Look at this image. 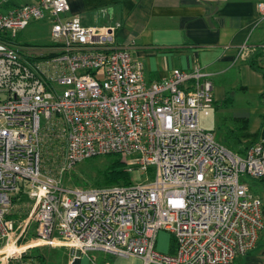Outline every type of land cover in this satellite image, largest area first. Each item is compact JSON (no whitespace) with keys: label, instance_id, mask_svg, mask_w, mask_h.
I'll list each match as a JSON object with an SVG mask.
<instances>
[{"label":"built area","instance_id":"1","mask_svg":"<svg viewBox=\"0 0 264 264\" xmlns=\"http://www.w3.org/2000/svg\"><path fill=\"white\" fill-rule=\"evenodd\" d=\"M68 10L67 0H37L0 11V264L42 245L143 264H231L247 254L263 203L242 176L264 178V134L243 154L229 150L199 122L214 102L207 73L147 81L116 25H85ZM257 10L264 24V0ZM40 20L47 43L16 41ZM109 153L124 155L131 183L64 186V172ZM21 192L30 209L15 225ZM161 230L174 253L156 249Z\"/></svg>","mask_w":264,"mask_h":264},{"label":"crops","instance_id":"2","mask_svg":"<svg viewBox=\"0 0 264 264\" xmlns=\"http://www.w3.org/2000/svg\"><path fill=\"white\" fill-rule=\"evenodd\" d=\"M67 1L69 10L66 16L77 15L85 25H91L87 22L92 20L91 15H95L102 22H108L102 25L117 26L119 43L133 41L132 55L141 63L147 81L165 79L174 70L192 71L197 68L207 73L213 85L214 102L209 114L200 115L199 122L204 129L213 132L206 119L212 112L218 119L223 112L231 115L233 123L241 127L245 126L243 119H246V131L250 133L261 128L263 113L260 114L263 120L256 121L255 128H252L251 116L246 112L253 97L264 99V77L250 66L251 59L264 64V24L259 20L257 10V3L261 0ZM36 2L0 0V11ZM226 96L231 97L232 103L217 107ZM239 100L246 104H238ZM247 147L246 144L239 146L242 151L237 153L243 154ZM22 201V204L14 202L10 214L19 222L27 214L19 219L14 213H18L20 205L29 206L25 195ZM261 232L256 246L234 264H264V245L259 243ZM173 239L169 235L171 246L166 253H174L171 252ZM38 248L46 256L48 264H143L138 257H117L103 251L72 255L67 247L61 245Z\"/></svg>","mask_w":264,"mask_h":264},{"label":"rangeland","instance_id":"3","mask_svg":"<svg viewBox=\"0 0 264 264\" xmlns=\"http://www.w3.org/2000/svg\"><path fill=\"white\" fill-rule=\"evenodd\" d=\"M92 20L87 22L91 25H102L107 24L108 22H102L101 19H98L97 16L91 15ZM90 17V18H91ZM49 28L48 24L44 21H31L30 24L21 32L18 33L16 41L18 43H29V44H44L49 40ZM232 101L230 102V104ZM229 104V105H230ZM238 104H246L243 101H238ZM251 107L246 109L249 116H251L252 120V128H255L256 121L263 120L264 117V99L259 97H253V101L249 100ZM228 105V106H229ZM225 107V106H220ZM263 113L262 119L260 118V114ZM219 119L217 118V114L212 112L210 117L206 118L207 123L211 126V129L215 133L216 140L221 141L223 145H225L229 150H233L236 152H241L242 149L239 148L246 144V138L244 135V129L240 126V124H234L232 116L227 113H221ZM203 120V117L201 121ZM259 124V122H258ZM241 127V128H240ZM251 129V128H250ZM107 164V160L104 156H100L95 160H91L89 162L81 161L75 164L71 169L67 170L63 174V184L65 187H80V188H91L97 187L96 181L100 179L99 171ZM146 174H143L145 177ZM151 176V175H150ZM132 178H136L134 175ZM242 179L246 182L249 180V177L244 175ZM251 180L248 182L250 183ZM249 188L251 191L260 197L262 203H264V178L262 180H257L256 183L251 182L249 184ZM25 198L28 199L25 195ZM263 220H264V206H263ZM15 225L18 223V220H14ZM34 230V224L30 226L28 229V237ZM169 235L164 230H161L157 236V250L160 252H166L171 246L169 242ZM260 246L264 245V228L261 232V239L259 241ZM259 246V247H260Z\"/></svg>","mask_w":264,"mask_h":264},{"label":"trees","instance_id":"4","mask_svg":"<svg viewBox=\"0 0 264 264\" xmlns=\"http://www.w3.org/2000/svg\"><path fill=\"white\" fill-rule=\"evenodd\" d=\"M261 54V53H259ZM257 56H260V55ZM250 66L261 72L263 77H264V64L255 60V59H251L250 61ZM264 96V94L262 95ZM232 101L230 96H226L224 98V100H222L220 103L217 104V107L219 106H228L230 104V102ZM243 121L247 123L246 119H243ZM242 127V129H244V137L246 138V147L259 141V139L261 138V136L264 134V122L261 126V128L254 132V133H250L246 131L247 126ZM100 156H104L107 160V164L101 168V170L99 171V175H100V179L96 181V185L97 186H103V185H112V184H129L131 183V173L129 172V170L127 169V163H126V158L124 157V155L120 154V153H109V154H105V155H96V156H92L88 159H85L84 162H89L91 160H95ZM263 178H250L247 181V183L251 180V182L256 183L257 180H262ZM248 183L249 184H251ZM22 192L14 199V202L16 201L17 203H23L22 201ZM264 206V204H262V207ZM30 209V206L26 207H22V205H20V208L18 210V213H14L15 217L17 218H22L24 215H26L28 213ZM11 218H14L13 215L10 216ZM174 240V239H173ZM172 251L174 252L175 250V242H172ZM39 248L37 247H32L30 249H28V251L21 255L18 259L15 260H11L10 264H48L47 262V258L43 253L39 252ZM240 257V256H239ZM237 257L231 264H234V262L239 258Z\"/></svg>","mask_w":264,"mask_h":264}]
</instances>
